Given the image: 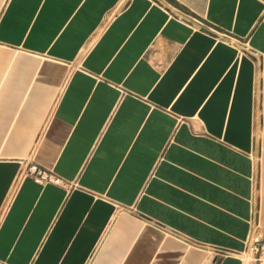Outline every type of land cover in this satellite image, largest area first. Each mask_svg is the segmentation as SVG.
<instances>
[{"label":"crops","instance_id":"crops-1","mask_svg":"<svg viewBox=\"0 0 264 264\" xmlns=\"http://www.w3.org/2000/svg\"><path fill=\"white\" fill-rule=\"evenodd\" d=\"M256 223L264 0H0V264H257Z\"/></svg>","mask_w":264,"mask_h":264},{"label":"rangeland","instance_id":"rangeland-1","mask_svg":"<svg viewBox=\"0 0 264 264\" xmlns=\"http://www.w3.org/2000/svg\"><path fill=\"white\" fill-rule=\"evenodd\" d=\"M262 250V236H261V226L258 223L253 227L251 236L248 241V248L246 257L250 260H254L257 255H261Z\"/></svg>","mask_w":264,"mask_h":264},{"label":"built area","instance_id":"built-area-1","mask_svg":"<svg viewBox=\"0 0 264 264\" xmlns=\"http://www.w3.org/2000/svg\"><path fill=\"white\" fill-rule=\"evenodd\" d=\"M26 173L32 175L35 178L50 180L49 174L46 172V170L39 168V166L35 163H32L27 167ZM53 180L55 182H59V178H54ZM254 261L257 264H264V258L261 255H257L254 258Z\"/></svg>","mask_w":264,"mask_h":264}]
</instances>
